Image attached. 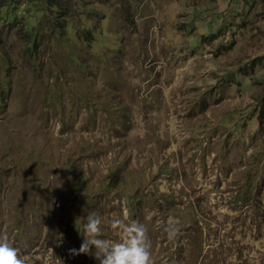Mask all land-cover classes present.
Segmentation results:
<instances>
[{
	"label": "rangeland",
	"instance_id": "1",
	"mask_svg": "<svg viewBox=\"0 0 264 264\" xmlns=\"http://www.w3.org/2000/svg\"><path fill=\"white\" fill-rule=\"evenodd\" d=\"M125 211L153 264H264V0H0V237L99 264Z\"/></svg>",
	"mask_w": 264,
	"mask_h": 264
},
{
	"label": "clouds",
	"instance_id": "2",
	"mask_svg": "<svg viewBox=\"0 0 264 264\" xmlns=\"http://www.w3.org/2000/svg\"><path fill=\"white\" fill-rule=\"evenodd\" d=\"M128 213L125 211L121 217H113L109 227L118 240L103 239L101 218L95 214L88 217L83 226L82 243L79 249H69L70 255L85 254L93 256L99 264H153L151 253V240L147 229L137 222L128 223ZM178 221L169 218L163 224L166 238L172 241L179 235ZM0 264H26L21 258L19 250L12 246L8 237H0Z\"/></svg>",
	"mask_w": 264,
	"mask_h": 264
}]
</instances>
